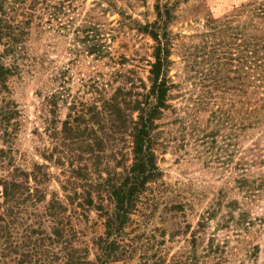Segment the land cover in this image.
Wrapping results in <instances>:
<instances>
[{"label": "rangeland", "instance_id": "1", "mask_svg": "<svg viewBox=\"0 0 264 264\" xmlns=\"http://www.w3.org/2000/svg\"><path fill=\"white\" fill-rule=\"evenodd\" d=\"M41 1L36 12L18 11L16 23L34 14L26 34L10 45L0 34L10 73L0 110L11 117L5 136L0 129V176L16 168L31 185L41 180L37 214L54 194L64 201L69 172L54 133L81 103L99 105L124 85L148 91L155 42L145 27L158 21L157 5L168 7L167 106L153 131L159 172L140 195L116 264H264V89L259 73L241 70L247 20L232 17L250 0ZM79 218L75 246L88 247L93 262L103 220L94 209Z\"/></svg>", "mask_w": 264, "mask_h": 264}, {"label": "trees", "instance_id": "2", "mask_svg": "<svg viewBox=\"0 0 264 264\" xmlns=\"http://www.w3.org/2000/svg\"><path fill=\"white\" fill-rule=\"evenodd\" d=\"M41 2L0 0V34L8 38V45L16 42V37L26 34L24 28L33 20L34 14L27 13L30 18L25 17L16 23L18 11L36 12L42 8ZM241 8L232 15H245L247 20L245 32L241 33V70L259 73L256 80L264 89V0H250ZM156 10L158 21L145 27L155 42L148 91L135 93L133 89L126 90L124 85L114 89L107 99H101L99 105L81 103V109L70 114L61 129L54 133L57 139L62 135L64 148L58 162L66 164L69 172L67 186L63 187L67 192L64 201L54 194L44 206V212L37 214L32 210L46 199L45 196L43 200L40 198L41 180L34 176L35 185H31L30 174H18L16 168L9 171L7 177L0 176V264L7 258L14 264H116L122 235L140 195L159 172L153 149L156 143L153 131L157 117L167 106L170 9L167 7L162 11L157 5ZM249 29L255 30V34L248 33ZM252 58H256L253 66L245 67ZM9 75L8 69L0 62V88H6ZM260 112L264 115V105ZM8 113L0 110V129L3 127L4 136L11 120ZM4 156V152H0V166ZM258 187L263 190L264 178ZM93 209L102 218L105 232L93 241L98 252L96 260L90 262L86 258L88 247L75 246L82 233L76 230L74 222H80L79 217L87 219L86 214ZM28 215L41 220L29 225ZM43 218L50 220L47 221L51 223L49 232L43 229L46 224Z\"/></svg>", "mask_w": 264, "mask_h": 264}]
</instances>
